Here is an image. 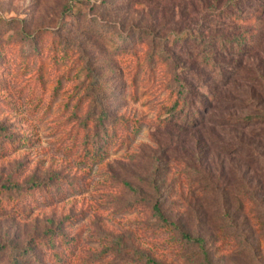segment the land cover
Listing matches in <instances>:
<instances>
[{
  "label": "rangeland",
  "instance_id": "obj_1",
  "mask_svg": "<svg viewBox=\"0 0 264 264\" xmlns=\"http://www.w3.org/2000/svg\"><path fill=\"white\" fill-rule=\"evenodd\" d=\"M80 1L84 4L0 0V127L8 136L0 139V245L32 246L36 264H53L49 258L54 256L61 264H204L195 251L158 229L150 203L164 196L166 214L191 230L189 184L208 172L215 192L205 198L215 202L217 212L208 214L215 221L200 230L211 235H202L211 264H264V219L251 199L244 198L240 212L233 200L235 186L247 185L262 191L255 194L264 211V162L258 157L264 158V121L243 125L238 120L264 111L263 84L250 101L245 74L231 98L207 105L201 119L214 125H204L203 131L160 127L164 95L132 82L133 66L114 61L117 49L85 33L86 1L101 0ZM243 1L253 10L262 2ZM169 2L109 0L114 8L97 16L174 44L201 24L193 14L181 17ZM258 30L264 50V23ZM25 39L37 45L33 62L25 56ZM62 46L67 54L52 58ZM83 61L96 68L99 86L108 89L105 106L117 132L98 154L90 150L97 111ZM241 62L264 77V52ZM200 131L203 135L196 137ZM30 182L41 188L19 194L3 188ZM207 208L204 201L202 210ZM46 231L54 232L52 238L44 237Z\"/></svg>",
  "mask_w": 264,
  "mask_h": 264
},
{
  "label": "trees",
  "instance_id": "obj_2",
  "mask_svg": "<svg viewBox=\"0 0 264 264\" xmlns=\"http://www.w3.org/2000/svg\"><path fill=\"white\" fill-rule=\"evenodd\" d=\"M108 1L101 0L91 4L86 1L88 4L86 21L82 23V28L85 33L106 40L114 50L117 49L118 53L114 57L117 65L127 62L133 66L132 82L137 81L149 90H155L159 95H164L165 101L163 100L160 110L162 115L160 127L173 126L174 128L179 125L183 133L189 129L200 128L203 131L204 125H214L201 119L207 105L210 103L219 105L225 98H231V92L240 85V79L244 78L245 74L251 93L250 101L254 94L256 95V87L263 84L264 91V77L241 62L244 57L264 52L261 48V35L258 30V25L264 23L262 19L264 17L263 0L258 2L256 6L258 8L254 10L245 9L243 0H175L178 6H175L174 0H170L169 3L173 5V8L180 10L181 17L193 14L201 24V28L195 34L186 31L174 44L170 43L168 38L156 40L152 32L143 34L146 33L145 30L140 32L123 27L118 28L115 22L99 18L97 14L100 11L110 12V9L114 8ZM74 3L84 4L80 0H74ZM188 15L186 18H189ZM69 17L72 20L75 18L71 14ZM11 23L6 22L5 24ZM135 35H137L136 38ZM23 48L25 56L32 57L33 62L34 55L38 53L37 45L32 40L25 39ZM66 54L67 49L62 46L60 54L54 55L53 52L51 57L59 59ZM81 69L86 73L85 77L91 80L90 83L94 84L92 90H95V94L91 96V107L97 111V116L92 126L94 141L90 144V150L98 154L103 149H108L110 144L116 140L117 132L115 122L109 120L108 108L105 106L104 93L108 89L106 86H99L102 85L101 76L87 61L82 62ZM227 90L229 93H226ZM98 93L102 96H98ZM238 120L243 125L263 122L264 111ZM129 129L134 128L125 127L126 131ZM201 131L194 135L198 137L201 134L202 136ZM2 138L4 141L8 140V136L0 127V139ZM258 157L264 162V158ZM211 179H213L212 174L207 172V176L199 178L195 184H201V187L195 189V185L189 184V188L193 190L191 197H194L192 201L194 205H191L190 201L186 207L190 220L193 222L190 223L191 230L187 229L183 223L175 222L174 218L166 214L163 210L164 196L150 203L151 216L155 219L158 229L171 234L172 242L177 245L180 244L186 250L195 251L196 258L201 259L204 264H211L212 260L208 255L207 242L203 238L208 235V230L202 229L201 231L200 228L201 225L202 227L207 225L208 221L214 222L213 217L208 214L212 213L216 216L215 212H217V208L212 206L215 202L210 204V200L205 198L206 194L213 196L215 192L211 188ZM3 188L6 192L19 194L23 191L39 190L41 184L36 182L23 186L9 184ZM201 188V194H198ZM254 190V188H248L247 185H236L233 199L234 210L236 212L244 210V203H242L244 198L251 199L256 213L264 219V211L256 200V194H262V191L255 192ZM204 201L210 206L207 211L202 210ZM53 235V231H46L44 237L52 238ZM208 236L211 238V235ZM30 243L35 244L32 240ZM49 259L53 264H61L55 256ZM37 260L38 257L32 246L16 248L10 245H0V262L4 261V264H36Z\"/></svg>",
  "mask_w": 264,
  "mask_h": 264
}]
</instances>
